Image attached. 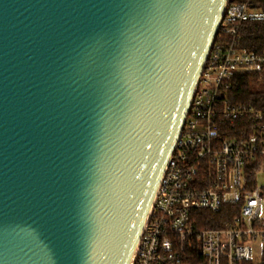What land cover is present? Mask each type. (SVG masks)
<instances>
[{
	"label": "water",
	"instance_id": "obj_1",
	"mask_svg": "<svg viewBox=\"0 0 264 264\" xmlns=\"http://www.w3.org/2000/svg\"><path fill=\"white\" fill-rule=\"evenodd\" d=\"M230 0H0V264H131Z\"/></svg>",
	"mask_w": 264,
	"mask_h": 264
},
{
	"label": "built area",
	"instance_id": "obj_2",
	"mask_svg": "<svg viewBox=\"0 0 264 264\" xmlns=\"http://www.w3.org/2000/svg\"><path fill=\"white\" fill-rule=\"evenodd\" d=\"M247 22H264V12L230 0L131 264L254 263L256 255L264 264V95L228 99L236 74L264 71V52L243 46ZM226 206L239 214L224 228H200L194 212Z\"/></svg>",
	"mask_w": 264,
	"mask_h": 264
},
{
	"label": "trees",
	"instance_id": "obj_3",
	"mask_svg": "<svg viewBox=\"0 0 264 264\" xmlns=\"http://www.w3.org/2000/svg\"><path fill=\"white\" fill-rule=\"evenodd\" d=\"M245 1L255 4L264 12V0H233ZM240 34L243 38L245 49L254 52H264V22H247L241 25ZM264 71L260 74H236L232 79V85L228 92V99L234 104L255 103L264 95ZM201 217L200 228L217 229L224 228L231 218V214L238 215L239 207L226 206L219 214H212L206 210L196 212ZM193 258L201 259V255L190 252ZM239 264H254L253 262H240Z\"/></svg>",
	"mask_w": 264,
	"mask_h": 264
},
{
	"label": "rangeland",
	"instance_id": "obj_4",
	"mask_svg": "<svg viewBox=\"0 0 264 264\" xmlns=\"http://www.w3.org/2000/svg\"><path fill=\"white\" fill-rule=\"evenodd\" d=\"M254 264H263V261L259 258L258 255H256V259L254 261Z\"/></svg>",
	"mask_w": 264,
	"mask_h": 264
}]
</instances>
